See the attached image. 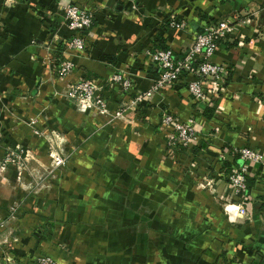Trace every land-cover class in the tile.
I'll return each mask as SVG.
<instances>
[{
  "label": "crops",
  "instance_id": "obj_1",
  "mask_svg": "<svg viewBox=\"0 0 264 264\" xmlns=\"http://www.w3.org/2000/svg\"><path fill=\"white\" fill-rule=\"evenodd\" d=\"M67 3L91 9L93 17L83 53L64 51L73 68L57 79L44 60V45L57 55L71 37L61 10ZM134 5L0 0V157L6 146L18 145L33 169L20 170L17 181L10 165L0 173V215L18 201L24 227L9 243L11 258L0 250V264H11L12 257V264H33L40 252L56 264H264L259 165H247L245 215L230 218L222 211L230 199L226 176L243 165L233 149L245 146L264 156V0ZM219 21L231 31L216 39L210 61L222 65L226 76L203 102L188 95L187 76L112 121L88 118L63 94L67 83L99 82L115 73L130 79L131 91H144L159 73L145 50L162 46L180 57L196 33ZM104 92L107 108L114 109L118 85ZM162 111L193 119L195 138L187 147L167 145ZM67 140L78 147L67 174L35 180L50 165L51 145L65 147ZM28 182L37 185L33 191L21 189Z\"/></svg>",
  "mask_w": 264,
  "mask_h": 264
},
{
  "label": "built area",
  "instance_id": "obj_2",
  "mask_svg": "<svg viewBox=\"0 0 264 264\" xmlns=\"http://www.w3.org/2000/svg\"><path fill=\"white\" fill-rule=\"evenodd\" d=\"M129 1L132 2V8L135 9L134 1L136 0ZM61 10L66 26L73 33L57 55L53 54V49L50 50L47 45H44V48L48 50L44 60L54 69L57 79L65 77L73 68L72 61L64 59L62 53L64 51H72L75 54L83 53L86 46L87 31L93 17L91 9L80 8L73 3L63 5ZM168 25L175 28H183L184 26L183 22L174 21H169ZM230 31L231 25L226 21H219L216 24L205 26L202 32L193 36L190 44L180 57H175L169 48L145 50L144 57L157 66L159 73L144 91H131L130 79L122 73H115L99 82L82 78L75 83H67L63 89V94L67 98H73L77 101L79 112H87L92 108L102 114L106 111L105 94H103L106 87L117 84L119 89L129 92L131 101L137 104L138 102L147 101L160 88L175 85L187 76L185 88L188 95L195 101L203 102L207 91H216L223 87L226 76L225 68L211 62L210 57L215 49V40L225 37ZM262 105L264 107V97ZM113 114L118 115L117 113ZM33 123V119L28 121V124ZM160 124L169 131L167 145L170 148L179 150L187 147L189 142L195 138L194 122L191 117L180 120L172 113L163 111L160 116ZM34 132L36 133V131ZM14 149H19V146L15 145ZM233 150L243 161V165L226 176L230 199L222 205V211L230 218H240L245 215L242 203L246 194L245 174L247 165L258 163L260 167H264V156L245 146ZM9 154H12V151ZM49 156L53 159L55 165L61 163L57 152L50 151ZM16 176L17 179L22 176L19 170H17ZM200 185L202 186V184ZM5 261L8 262V258H5ZM34 264L56 263L49 255L45 254L40 256Z\"/></svg>",
  "mask_w": 264,
  "mask_h": 264
},
{
  "label": "rangeland",
  "instance_id": "obj_3",
  "mask_svg": "<svg viewBox=\"0 0 264 264\" xmlns=\"http://www.w3.org/2000/svg\"><path fill=\"white\" fill-rule=\"evenodd\" d=\"M108 88L109 87H106L105 90ZM118 90H120L119 95H121V100L118 102L117 106L114 109H109L106 106V111L102 114H100V112H98L97 110L92 109V108L89 109L87 112H81V113L87 115L88 118L93 117V116H102L107 121H112V119H114V118L122 119L124 117L126 111H128V110L133 111L135 109L136 105L141 103V102H138L137 104L133 103L130 99L131 95L129 92H124L123 90H121L119 88H118ZM103 94H105V92ZM68 99L73 104V107L77 110V108H78L77 107V101L73 98H68ZM105 102H106V100H105ZM113 113H117L118 115H114ZM162 113H163V111H162ZM90 120L94 121L98 125L99 120H95L92 118ZM0 140H1V136H0ZM14 146L15 145H13L12 147L6 146L4 151L2 152V155L0 157V173L6 171L8 169V165L11 166L10 168H14L15 174H16L17 170L20 171L23 169H25V170L27 169V170L31 171V173H32L33 169L31 167H28L26 164H24V161H25L24 159H26L28 157L27 152L23 151V153H22V150L20 147H19V149H14ZM51 146L54 149H49L48 156H49L50 151H52V150L57 152L60 159H61V163L55 165L53 163V159L49 156L50 165L47 168L42 169L41 174H35V176H34L35 180H38V178L41 177L42 175L46 176V177H48V176L63 177L64 175H66L67 172L69 171L67 160L69 158H71L72 155L77 153V148H78L76 145L69 142L68 140L66 142L65 147L62 146V144H57L56 146L51 145ZM52 147H50V148H52ZM10 151H12V154H9ZM254 164L256 165V163H253L252 165H254ZM257 165H258V163H257ZM55 172H57V173L54 174ZM259 172H260V174L264 175V167H260ZM14 179H16V181H17L16 175H15ZM36 186L37 185L34 182H31V183L28 182L27 187L24 186V188H22V186L20 185L21 189H25L26 191L27 190L33 191ZM30 187H32V188H30ZM18 206H19L18 201H14L6 207L4 214L0 215V250H3V251L7 250V254H6L7 256H9L10 255L9 253L11 252V248H9L10 244L12 242L18 241L20 235L24 232V227L21 226V222H20V219H19V216L17 213ZM42 255H45V254H43V252H40V254L34 259V263ZM7 256H5V257H7ZM12 260H13L12 263H14L15 260L13 257H12Z\"/></svg>",
  "mask_w": 264,
  "mask_h": 264
},
{
  "label": "trees",
  "instance_id": "obj_4",
  "mask_svg": "<svg viewBox=\"0 0 264 264\" xmlns=\"http://www.w3.org/2000/svg\"><path fill=\"white\" fill-rule=\"evenodd\" d=\"M200 32H202V31H200ZM199 33V32H198ZM217 40H215V42H216ZM155 49H166V47H154ZM154 48H153V50H154ZM203 112H204V110H203ZM181 149H183V148H181ZM180 149V150H181ZM245 183H246V191H248V188H249V183H247V176L245 177Z\"/></svg>",
  "mask_w": 264,
  "mask_h": 264
}]
</instances>
